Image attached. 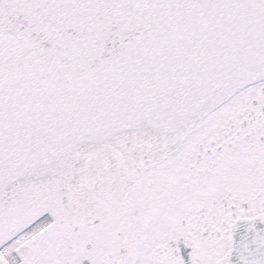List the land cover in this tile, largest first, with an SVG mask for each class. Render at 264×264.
<instances>
[{
	"label": "water",
	"instance_id": "1",
	"mask_svg": "<svg viewBox=\"0 0 264 264\" xmlns=\"http://www.w3.org/2000/svg\"><path fill=\"white\" fill-rule=\"evenodd\" d=\"M261 79L264 0H0V197L67 180L84 141L142 125L174 140ZM231 238V264H264V220Z\"/></svg>",
	"mask_w": 264,
	"mask_h": 264
},
{
	"label": "flooded vegetation",
	"instance_id": "2",
	"mask_svg": "<svg viewBox=\"0 0 264 264\" xmlns=\"http://www.w3.org/2000/svg\"><path fill=\"white\" fill-rule=\"evenodd\" d=\"M104 144L68 184L13 187L0 264H225L231 223L264 212V82L177 139L142 128Z\"/></svg>",
	"mask_w": 264,
	"mask_h": 264
},
{
	"label": "bare ground",
	"instance_id": "3",
	"mask_svg": "<svg viewBox=\"0 0 264 264\" xmlns=\"http://www.w3.org/2000/svg\"><path fill=\"white\" fill-rule=\"evenodd\" d=\"M250 84V83H249ZM249 84H247V85H249ZM246 87V86H245ZM245 87H243V88H241V89H237L235 92H233L232 94H230V96H232V95H236L237 93H239L240 91H242L243 89H246ZM227 102L229 103V98H228V96L226 97V98H224L223 100H221L220 101V103L219 104H216L214 107H212V108H210V109H208L205 113L203 112V113H201V114H203V115H201V116H199V117H194V118H191L190 117V121L189 122H187V124L186 125H184V126H182V128H180L179 130H178V132H177V134L178 133H180L181 131H183V129L184 128H186L187 127V125H192L193 123H195L196 121H199V120H201V119H203V118H205V116L207 115V114H210V113H212L213 111H215L216 109H219V108H221L223 105H225V104H227ZM228 107V106H227ZM143 128V125L142 126H140L138 129H136L135 131H137V130H141ZM148 128L149 129H152V128H150L149 126H148ZM131 131H134V130H131ZM125 132H127V131H124V132H122V133H119V134H117V135H113L110 139H108V140H106V141H103V142H88V141H84V142H82L81 144H79L77 147H76V149L74 150V163H73V165H72V168H71V170H70V174H71V176H70V178H68L67 180H65L64 178H62V177H58V176H46V177H40V178H38V179H34V178H32V177H27V178H22V179H18V180H16L15 182H13V184H11L10 186H8L6 189H4V194L0 197V204H2L3 202H10V200H11V197L10 198H8L9 197V193L12 191L13 192V190H15L13 187L14 186H16L17 184H20V183H30V182H33V183H36V181L37 182H39V181H45V179H58V180H61L62 182V184L63 183H66V184H68V183H70L71 181H72V179L74 180V174H75V172H76V170H77V168L78 167H80L81 168V165H82V162L86 159V158H89L90 157V154L91 153H94L95 151L93 150V149H96V147H99V146H101V145H105L104 143H106V142H111V141H113L116 137H118V135L120 136L121 134H124ZM157 132V131H156ZM157 135H159L162 139H165L166 140V138H164L163 136H161L159 133H156ZM178 136H179V134H178ZM177 139V138H176ZM245 162H247V161H245ZM259 220L260 221H262V220H264V216H261L260 218H259ZM48 222V221H47ZM29 232V231H28ZM27 232V233H28ZM22 239H24V235H21L19 238H17V241H19V240H22ZM11 247V243L8 245V248H10ZM230 259H231V254H229V259H228V261L230 262ZM230 264H231V262H230Z\"/></svg>",
	"mask_w": 264,
	"mask_h": 264
},
{
	"label": "rangeland",
	"instance_id": "4",
	"mask_svg": "<svg viewBox=\"0 0 264 264\" xmlns=\"http://www.w3.org/2000/svg\"><path fill=\"white\" fill-rule=\"evenodd\" d=\"M237 168H238V166H236V167L234 168L233 172H232V173H234L233 175L236 176V177H238V175L240 174V173H236V172H235V169H237Z\"/></svg>",
	"mask_w": 264,
	"mask_h": 264
}]
</instances>
